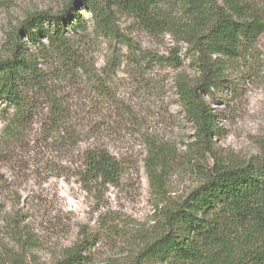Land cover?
<instances>
[{
    "label": "rangeland",
    "instance_id": "1",
    "mask_svg": "<svg viewBox=\"0 0 264 264\" xmlns=\"http://www.w3.org/2000/svg\"><path fill=\"white\" fill-rule=\"evenodd\" d=\"M69 1L0 0V60L8 53V36L28 15L56 13ZM118 25L127 42L105 38L91 26L74 38L80 70L56 72L57 66L34 54L45 91L29 96V119L10 140L5 130L13 112L0 111V245L12 247L2 219L17 214L39 238L40 248L28 257L40 264H52L79 241L85 242L88 264H130L153 233L159 210L198 182L188 150L195 130L175 90L178 77L196 76L186 45L169 35L151 37L129 18H119ZM143 51L159 62L141 63L135 53ZM51 94L69 106L79 131L71 153L46 139ZM207 102L217 125L212 162L264 157V33L227 64L225 81ZM151 141L170 151L162 197L145 169ZM94 147L121 165L116 185L86 188L76 177L83 151Z\"/></svg>",
    "mask_w": 264,
    "mask_h": 264
},
{
    "label": "trees",
    "instance_id": "2",
    "mask_svg": "<svg viewBox=\"0 0 264 264\" xmlns=\"http://www.w3.org/2000/svg\"><path fill=\"white\" fill-rule=\"evenodd\" d=\"M119 18L132 19L151 37L169 35L182 42L196 72L191 79L178 77L175 90L195 130L188 150L198 169L197 185L180 201L167 202L159 210L153 233L130 264H264V157L244 163L214 157L212 162L217 125L207 102L211 90L225 81L227 64L264 33V0H72L56 13L28 15L8 36V53L0 60V111L13 112L6 139L14 138L29 119V96L45 91L34 54L57 66L56 72L80 70L74 38L91 26L105 38L127 42ZM135 54L141 63L159 62L145 51ZM168 60L178 64L175 57ZM47 100L46 139L71 153L79 131L70 108L52 94ZM169 154L165 144L149 142L145 169L161 197ZM121 172L106 149L94 147L83 151L75 175L84 187L98 189L116 185ZM2 220L12 247L0 245V264H40L34 255L28 257L40 248L29 226L17 214H4ZM84 250L85 242H76L52 264H88Z\"/></svg>",
    "mask_w": 264,
    "mask_h": 264
}]
</instances>
